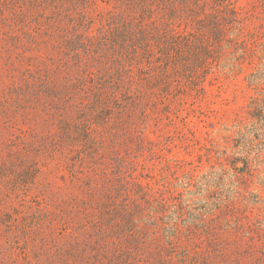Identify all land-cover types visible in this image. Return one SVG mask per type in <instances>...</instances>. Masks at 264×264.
Segmentation results:
<instances>
[{
	"label": "trees",
	"instance_id": "trees-1",
	"mask_svg": "<svg viewBox=\"0 0 264 264\" xmlns=\"http://www.w3.org/2000/svg\"><path fill=\"white\" fill-rule=\"evenodd\" d=\"M245 29L229 0H0V264H264L235 202L137 174L154 115L226 43L253 52Z\"/></svg>",
	"mask_w": 264,
	"mask_h": 264
},
{
	"label": "rangeland",
	"instance_id": "rangeland-1",
	"mask_svg": "<svg viewBox=\"0 0 264 264\" xmlns=\"http://www.w3.org/2000/svg\"><path fill=\"white\" fill-rule=\"evenodd\" d=\"M229 1L254 51L237 59L226 43L198 86L162 105L146 133L159 159L141 158L137 174L155 184L168 164L175 189L200 204L235 202L264 234V0Z\"/></svg>",
	"mask_w": 264,
	"mask_h": 264
}]
</instances>
